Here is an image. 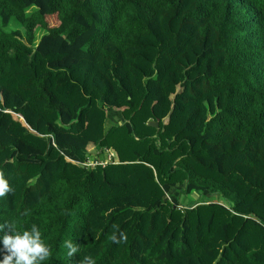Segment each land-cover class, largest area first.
<instances>
[{
  "label": "trees",
  "instance_id": "16d2710c",
  "mask_svg": "<svg viewBox=\"0 0 264 264\" xmlns=\"http://www.w3.org/2000/svg\"><path fill=\"white\" fill-rule=\"evenodd\" d=\"M0 171L40 264H264V0H0Z\"/></svg>",
  "mask_w": 264,
  "mask_h": 264
},
{
  "label": "clouds",
  "instance_id": "9594fccd",
  "mask_svg": "<svg viewBox=\"0 0 264 264\" xmlns=\"http://www.w3.org/2000/svg\"><path fill=\"white\" fill-rule=\"evenodd\" d=\"M111 160H102L99 162H89L87 165L106 166L109 163L117 164L118 161L109 162ZM107 162L105 165L103 163ZM13 192L8 180L5 178L4 173L0 171V198L7 196ZM22 216H27V211L21 213ZM8 227L12 234H5L2 239L3 250L6 253L0 264H40L50 256V248L45 245L41 239V232L37 225L33 224L30 230H24L22 233L16 230V225L12 223L0 224V231H3L5 227ZM127 237L123 232L113 233L111 240L113 243L119 244L122 240L126 241ZM65 248H67V256L72 258L79 248L70 240L64 242ZM80 264H95V261L90 256H85Z\"/></svg>",
  "mask_w": 264,
  "mask_h": 264
},
{
  "label": "rangeland",
  "instance_id": "374dc122",
  "mask_svg": "<svg viewBox=\"0 0 264 264\" xmlns=\"http://www.w3.org/2000/svg\"><path fill=\"white\" fill-rule=\"evenodd\" d=\"M49 22H50V24L53 23V21H52L51 19H49ZM19 25H20V24H16L15 26H19ZM46 32H47V30H44V29H42V28L38 29L37 32H36V34H35V43H38L39 40L41 39V37H42ZM179 89H180V88H179ZM90 151H91L92 153H94V151H95V147H93V148L90 147ZM109 156H111V161H109V162L118 161L115 152L112 151V150H107V151H106V154H105L103 160H109ZM92 160H93V159H92ZM190 196L193 197L194 194H192V195H190ZM191 197H190V198H187V199L190 200Z\"/></svg>",
  "mask_w": 264,
  "mask_h": 264
},
{
  "label": "water",
  "instance_id": "95a60500",
  "mask_svg": "<svg viewBox=\"0 0 264 264\" xmlns=\"http://www.w3.org/2000/svg\"><path fill=\"white\" fill-rule=\"evenodd\" d=\"M149 124H150L151 126H154V127H157V128H158V126H159V125H158V122H150Z\"/></svg>",
  "mask_w": 264,
  "mask_h": 264
},
{
  "label": "built area",
  "instance_id": "2783aa9c",
  "mask_svg": "<svg viewBox=\"0 0 264 264\" xmlns=\"http://www.w3.org/2000/svg\"><path fill=\"white\" fill-rule=\"evenodd\" d=\"M109 160H111V156H109ZM107 162L103 163V165H105Z\"/></svg>",
  "mask_w": 264,
  "mask_h": 264
}]
</instances>
